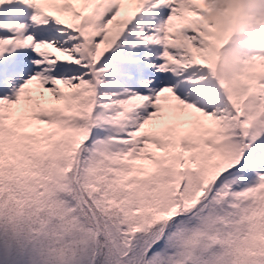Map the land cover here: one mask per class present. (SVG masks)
I'll return each instance as SVG.
<instances>
[{
    "label": "snow or ice",
    "instance_id": "6c2138e0",
    "mask_svg": "<svg viewBox=\"0 0 264 264\" xmlns=\"http://www.w3.org/2000/svg\"><path fill=\"white\" fill-rule=\"evenodd\" d=\"M0 264H264V0H0Z\"/></svg>",
    "mask_w": 264,
    "mask_h": 264
}]
</instances>
